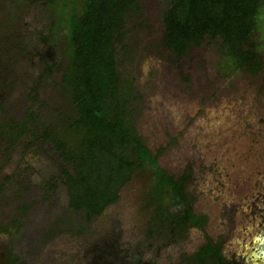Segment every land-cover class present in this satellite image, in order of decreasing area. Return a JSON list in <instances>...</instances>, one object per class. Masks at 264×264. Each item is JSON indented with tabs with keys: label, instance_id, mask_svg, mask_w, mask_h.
<instances>
[{
	"label": "trees",
	"instance_id": "1",
	"mask_svg": "<svg viewBox=\"0 0 264 264\" xmlns=\"http://www.w3.org/2000/svg\"><path fill=\"white\" fill-rule=\"evenodd\" d=\"M263 1L159 0L163 46L178 63L203 46L212 47L222 72L257 75L264 67L261 40L255 36ZM58 2L14 0L6 11L0 10V150L5 160L19 153L23 158L55 154L49 176L35 186L45 198L60 188L66 191L65 215L44 237L48 241L61 232L67 240L81 239V245H88L80 251L76 247L68 264L79 258L87 264H244L229 259L207 234V217L194 209L193 171L162 168L137 134L134 102L140 94L133 78L124 75L120 55L127 49L128 23L143 13L142 0H65L63 35L61 23L51 19ZM31 11L32 22L42 21L45 30L27 34L31 22H22L23 13ZM60 40L65 43L60 50L64 64L55 66L43 58L38 81L57 72L54 85L69 101V115L53 110L55 119L41 120L42 104H49L40 97L38 84L27 85L29 103L22 117L7 113L17 86L24 89L22 84L33 78L34 61L23 59L37 56L38 46L53 47ZM26 167L30 175L33 168ZM17 175L0 174L1 207L8 200L4 190ZM32 183L31 177L27 184L13 178L10 185L17 195ZM134 183L140 185L144 222L130 230L128 239L121 222L106 216ZM31 210L32 205L23 202L11 217L0 220V264H24L15 241ZM193 229L203 232L204 242L194 251L173 254L171 249L182 245ZM52 248L47 246L50 252Z\"/></svg>",
	"mask_w": 264,
	"mask_h": 264
},
{
	"label": "rangeland",
	"instance_id": "2",
	"mask_svg": "<svg viewBox=\"0 0 264 264\" xmlns=\"http://www.w3.org/2000/svg\"><path fill=\"white\" fill-rule=\"evenodd\" d=\"M12 1L0 0L2 13ZM58 1L55 9L59 10L53 8L51 19H58L63 35L65 0ZM142 6V15L128 23L127 49L120 55L124 75L133 78L140 94V99L134 102L137 134L158 156L162 168L172 173L185 168L193 171L195 212L207 217L205 230L221 245L224 254L244 264H264V67L257 75L222 72L218 65L220 57L212 47L206 46L178 63L163 46L159 0H142ZM23 15V23L31 22L27 34L34 29L45 30L42 21L32 22V11ZM255 36L261 40L264 59V1ZM64 44L60 40L53 47L38 46L37 56L23 59L34 61L33 78L22 84L24 89L17 86L19 90H15L7 105V113L22 117L29 103L27 89L38 84L40 97L49 104V108L42 104L41 120L55 119L57 113L53 110L69 115V101L54 85L58 82L57 72L47 80L38 81L43 58L51 59L55 66L59 61L64 64L60 55ZM39 59L41 62L36 63ZM47 152L49 156L23 158L19 153L5 160L0 150V174L11 177L19 174L13 178L24 184L29 177L33 181L15 195L10 185L13 178L10 179L4 190L8 200L0 206L1 220L11 217L16 206L23 202L32 205L15 241V251L22 256L24 264H68L76 247L84 250L88 246L81 245V239L67 240L63 233L58 234L61 232L48 241L44 237L53 222L65 215L66 196L65 189L60 188L58 193L45 198L43 190L35 186L42 182L43 176H49L48 169L51 170L52 159L56 158ZM26 165L33 168L30 175ZM139 191V183L128 186L118 203L107 211L109 220L121 222L122 235L128 239L130 230L144 222L139 210ZM203 242V232L193 229L188 239L171 252L194 251ZM48 245H53L52 252ZM46 253L51 254L46 257ZM79 260L71 264H87Z\"/></svg>",
	"mask_w": 264,
	"mask_h": 264
}]
</instances>
